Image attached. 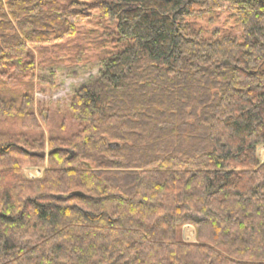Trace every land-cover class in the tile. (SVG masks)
Returning <instances> with one entry per match:
<instances>
[{
  "label": "trees",
  "instance_id": "1",
  "mask_svg": "<svg viewBox=\"0 0 264 264\" xmlns=\"http://www.w3.org/2000/svg\"><path fill=\"white\" fill-rule=\"evenodd\" d=\"M213 11L242 41L186 22ZM93 17L101 69L46 156L32 96L2 88L0 264H264V0H0L2 86Z\"/></svg>",
  "mask_w": 264,
  "mask_h": 264
},
{
  "label": "rangeland",
  "instance_id": "2",
  "mask_svg": "<svg viewBox=\"0 0 264 264\" xmlns=\"http://www.w3.org/2000/svg\"><path fill=\"white\" fill-rule=\"evenodd\" d=\"M96 19L98 18L93 17L88 22L80 23L77 26L76 36L62 43L60 47L44 49L41 54L35 51V68L32 77L8 86L5 84L2 86L0 81L1 96L4 95L3 87L8 97L17 101L20 99V94L28 93L32 96L39 128L27 133L35 137H39L40 134L44 136L45 156L48 153L49 133L68 134L75 128L69 118L71 97L82 85L94 82L101 69L97 60L100 49L91 39L98 38L99 33L105 28L96 25ZM186 22L199 29L204 37L231 36L242 41L241 28L233 12L213 11L202 17L187 18ZM46 50L48 51L45 52ZM0 131L20 133L22 132L20 121L16 117L0 116ZM257 155L264 162V147L258 148ZM46 167L47 162L45 161L44 168L25 167L23 173L28 179H39ZM187 226H189L187 229L186 226L183 227L185 237L194 239L195 228L193 225Z\"/></svg>",
  "mask_w": 264,
  "mask_h": 264
},
{
  "label": "water",
  "instance_id": "3",
  "mask_svg": "<svg viewBox=\"0 0 264 264\" xmlns=\"http://www.w3.org/2000/svg\"><path fill=\"white\" fill-rule=\"evenodd\" d=\"M70 195H78V193H72V194H70ZM58 198H60V197H58ZM202 219H200L199 217H192V221L194 222V223H199L200 221H201Z\"/></svg>",
  "mask_w": 264,
  "mask_h": 264
},
{
  "label": "crops",
  "instance_id": "4",
  "mask_svg": "<svg viewBox=\"0 0 264 264\" xmlns=\"http://www.w3.org/2000/svg\"><path fill=\"white\" fill-rule=\"evenodd\" d=\"M187 227H189V226H186V229H187ZM182 238H183V240L195 241V237H194V239H188L185 237V228H183V230H182Z\"/></svg>",
  "mask_w": 264,
  "mask_h": 264
},
{
  "label": "bare ground",
  "instance_id": "5",
  "mask_svg": "<svg viewBox=\"0 0 264 264\" xmlns=\"http://www.w3.org/2000/svg\"><path fill=\"white\" fill-rule=\"evenodd\" d=\"M261 150V149H260ZM193 233V232H192ZM194 236V235H193Z\"/></svg>",
  "mask_w": 264,
  "mask_h": 264
}]
</instances>
